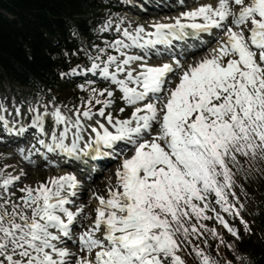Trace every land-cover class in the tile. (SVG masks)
<instances>
[{"label":"snow or ice","instance_id":"snow-or-ice-1","mask_svg":"<svg viewBox=\"0 0 264 264\" xmlns=\"http://www.w3.org/2000/svg\"><path fill=\"white\" fill-rule=\"evenodd\" d=\"M193 3L149 25L110 13L95 32L113 38L99 44L73 32L79 46L62 52L70 66L58 75L84 78L78 103L0 98V144L30 134L15 146L29 164L72 161L94 179L105 158L119 162L103 194L75 172L20 186L27 172L0 169V264H186L189 247L221 264L219 245H234L204 221L242 240L227 214L252 234L237 190L246 199L241 181L264 177V0Z\"/></svg>","mask_w":264,"mask_h":264},{"label":"trees","instance_id":"trees-1","mask_svg":"<svg viewBox=\"0 0 264 264\" xmlns=\"http://www.w3.org/2000/svg\"><path fill=\"white\" fill-rule=\"evenodd\" d=\"M99 13L102 8L94 0H0V89L10 81L14 89L26 85L36 92H58V73L69 65L62 52L79 46L68 42L69 36L77 31L82 39H91ZM22 91L29 96L30 91ZM59 91L62 94L63 89ZM57 96L59 101H66L62 95ZM78 99L75 96L67 103H77ZM246 186L251 201L252 234L244 231L242 240L227 234L224 240L233 243L235 252L219 245L221 264L234 255L248 256L252 264H264V177L254 173ZM217 243L211 242L209 251L213 256L217 254ZM193 244L205 248L200 239H194ZM191 260L200 264L194 251Z\"/></svg>","mask_w":264,"mask_h":264},{"label":"rangeland","instance_id":"rangeland-1","mask_svg":"<svg viewBox=\"0 0 264 264\" xmlns=\"http://www.w3.org/2000/svg\"><path fill=\"white\" fill-rule=\"evenodd\" d=\"M203 2H209V3H215L216 0H206ZM189 7H195L196 5L192 2H189ZM7 96L9 98V101L11 100L12 97H15V95H13L12 93V88L7 85L3 91V93L1 94V98ZM20 99V98H19ZM16 100V99H15ZM48 101V100H45ZM17 103H19L16 100ZM4 150V151H2ZM17 151L15 149H11V148H4L1 144H0V169H3L4 172L8 173L11 172L12 174H16V172L20 169H23L25 172H27V165L24 162V160L16 153ZM8 167H5V166ZM29 169V176L26 177V182L25 184H35L38 181H43L47 176L50 175H56V173L51 170L50 168H38V167H32V168H28ZM116 166L114 167V172H115ZM114 172H112V174H106L103 177L100 178L99 181V188L102 189L99 191V189L97 188L95 191H99L101 192V194L104 193L105 190V186L108 183L109 178H112L113 182H114ZM62 174V173H61ZM21 193L17 192V195H20ZM93 204H95V201L92 202ZM218 229V231H220L221 228L216 227Z\"/></svg>","mask_w":264,"mask_h":264}]
</instances>
